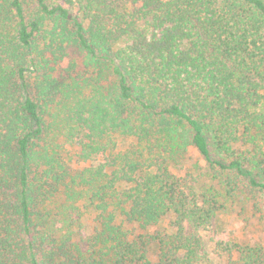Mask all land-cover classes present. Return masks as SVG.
Returning a JSON list of instances; mask_svg holds the SVG:
<instances>
[{"label":"trees","instance_id":"obj_1","mask_svg":"<svg viewBox=\"0 0 264 264\" xmlns=\"http://www.w3.org/2000/svg\"><path fill=\"white\" fill-rule=\"evenodd\" d=\"M191 147L226 193L172 170ZM238 180L264 192V0H0V264H204Z\"/></svg>","mask_w":264,"mask_h":264},{"label":"rangeland","instance_id":"obj_2","mask_svg":"<svg viewBox=\"0 0 264 264\" xmlns=\"http://www.w3.org/2000/svg\"><path fill=\"white\" fill-rule=\"evenodd\" d=\"M120 146L129 143L119 140ZM61 142V141H60ZM62 143V142H61ZM172 162V170L179 175L187 176L199 192L213 191L217 188L226 193L227 176L215 178V173L209 168L207 161L194 147L187 149ZM63 156L70 166L80 167L76 149L69 145L63 146ZM215 186V187H213ZM239 188H233L236 195L227 203V207L217 212L212 225L206 230H200L204 241V264H228L227 255L219 249L220 242L234 241L239 243H259L264 247V192L248 188L238 180ZM234 191V192H235ZM170 228L169 220L155 228ZM153 230V229H152Z\"/></svg>","mask_w":264,"mask_h":264}]
</instances>
